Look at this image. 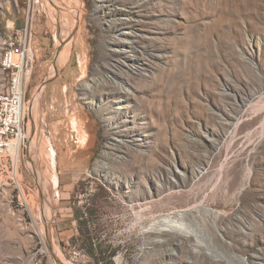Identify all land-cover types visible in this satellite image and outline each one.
I'll return each mask as SVG.
<instances>
[{
  "label": "rangeland",
  "instance_id": "rangeland-1",
  "mask_svg": "<svg viewBox=\"0 0 264 264\" xmlns=\"http://www.w3.org/2000/svg\"><path fill=\"white\" fill-rule=\"evenodd\" d=\"M26 33L0 264H100L79 208L113 264H264V0H0V44Z\"/></svg>",
  "mask_w": 264,
  "mask_h": 264
},
{
  "label": "built area",
  "instance_id": "built-area-1",
  "mask_svg": "<svg viewBox=\"0 0 264 264\" xmlns=\"http://www.w3.org/2000/svg\"><path fill=\"white\" fill-rule=\"evenodd\" d=\"M0 45V69L5 74L0 91V204L16 214L28 205L21 179V150L28 138L26 86L35 53L27 33L21 38H5Z\"/></svg>",
  "mask_w": 264,
  "mask_h": 264
},
{
  "label": "trees",
  "instance_id": "trees-1",
  "mask_svg": "<svg viewBox=\"0 0 264 264\" xmlns=\"http://www.w3.org/2000/svg\"><path fill=\"white\" fill-rule=\"evenodd\" d=\"M75 213H76V218L78 219V222H79L80 229L86 230L87 235L89 236L87 238L86 244H87V247H88V250H89V253L91 254V256L95 259V261L97 263L113 264V262L110 260V257L115 253L116 250L114 248H110V246H104V248H103L102 247L103 244L101 242L98 243V245H97V243L94 242L95 237L90 236V235H92V232L89 231L88 226L90 225L91 219L93 221L94 218L97 217V215L93 211L90 213V219H89V217L84 216L85 211L82 208L76 209ZM83 230L81 231V233L83 232ZM98 235H100L99 230L96 231L95 236L98 240H100Z\"/></svg>",
  "mask_w": 264,
  "mask_h": 264
},
{
  "label": "bare ground",
  "instance_id": "bare-ground-1",
  "mask_svg": "<svg viewBox=\"0 0 264 264\" xmlns=\"http://www.w3.org/2000/svg\"><path fill=\"white\" fill-rule=\"evenodd\" d=\"M35 101V99H34ZM180 226H183L184 228L188 229L190 232H196L198 236H203L202 232L197 229L192 223L186 222V223H180Z\"/></svg>",
  "mask_w": 264,
  "mask_h": 264
}]
</instances>
